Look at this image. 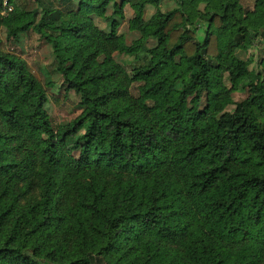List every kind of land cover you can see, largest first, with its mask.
I'll return each mask as SVG.
<instances>
[{"label": "trees", "instance_id": "trees-1", "mask_svg": "<svg viewBox=\"0 0 264 264\" xmlns=\"http://www.w3.org/2000/svg\"><path fill=\"white\" fill-rule=\"evenodd\" d=\"M29 1L6 44L44 39L81 112L0 36V264H264V0Z\"/></svg>", "mask_w": 264, "mask_h": 264}, {"label": "rangeland", "instance_id": "rangeland-1", "mask_svg": "<svg viewBox=\"0 0 264 264\" xmlns=\"http://www.w3.org/2000/svg\"><path fill=\"white\" fill-rule=\"evenodd\" d=\"M19 5L25 6L27 9H31L36 6L33 1L29 0H15ZM250 8L254 7V0H245ZM176 6L175 0H162L161 8L164 11L170 10ZM156 7L148 5L145 11V17L149 18L155 11ZM125 18L122 20L119 26V33L124 34L128 43H132L140 36V33L135 30H131L129 27V19L133 16L134 11L129 4L124 7ZM112 12V8L108 9V14ZM98 23L101 27H105V21L100 19ZM0 36L4 41V47L20 54L28 63L30 69L45 83L47 87L49 101L47 103V109L53 119V122L57 125L75 118L80 112L79 107L80 97L74 91L67 92L62 86V77L55 70L54 57L51 46L39 37V35L31 31L29 35L24 36L23 48H14L9 44H6V32L5 28L0 27ZM251 53L254 52L256 57H261L264 54V43H256L255 47L251 49ZM240 56L247 57L248 53L243 54L240 51ZM114 57L118 62L130 63L131 56L121 54L119 52L114 53ZM47 80L51 83H47ZM247 96L245 91H238L234 93V99L240 101Z\"/></svg>", "mask_w": 264, "mask_h": 264}, {"label": "built area", "instance_id": "built-area-1", "mask_svg": "<svg viewBox=\"0 0 264 264\" xmlns=\"http://www.w3.org/2000/svg\"><path fill=\"white\" fill-rule=\"evenodd\" d=\"M14 10V4L12 0H2L1 15H7Z\"/></svg>", "mask_w": 264, "mask_h": 264}]
</instances>
